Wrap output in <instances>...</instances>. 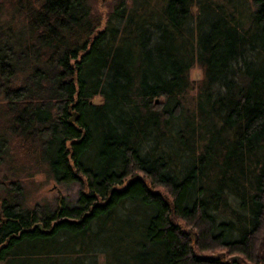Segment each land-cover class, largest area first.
I'll return each instance as SVG.
<instances>
[{
  "label": "trees",
  "instance_id": "trees-1",
  "mask_svg": "<svg viewBox=\"0 0 264 264\" xmlns=\"http://www.w3.org/2000/svg\"><path fill=\"white\" fill-rule=\"evenodd\" d=\"M93 9L0 0V166L81 183L2 176L0 264H264V0Z\"/></svg>",
  "mask_w": 264,
  "mask_h": 264
},
{
  "label": "rangeland",
  "instance_id": "rangeland-1",
  "mask_svg": "<svg viewBox=\"0 0 264 264\" xmlns=\"http://www.w3.org/2000/svg\"><path fill=\"white\" fill-rule=\"evenodd\" d=\"M117 1L118 0H91L92 6L94 8L93 10L98 12L102 17V23L100 27L105 23L107 12ZM5 16L6 14L0 16V32L4 31L3 33L6 34L9 31L8 27L3 26V19ZM9 33L11 35L14 32ZM4 36L6 37V35ZM203 73L202 66H200L198 63H194L189 67V76L192 79H201ZM192 92H194V88L190 90V94H187L191 96ZM100 97L101 95L99 94L94 98L99 100ZM10 154L6 156L5 161L0 166V178L7 175V177L10 179L15 177L20 179V181L25 185V193L27 194L25 198L26 204L34 205V203L38 201L48 202L51 205H56L59 202V198L62 196L68 203L75 201L81 187V183L79 181L64 182L55 180L50 174H48L47 171L41 170L35 166L32 168H25L17 175V171L14 169L17 166L15 165V162H13V159H10ZM12 164H14V167H12Z\"/></svg>",
  "mask_w": 264,
  "mask_h": 264
},
{
  "label": "water",
  "instance_id": "water-1",
  "mask_svg": "<svg viewBox=\"0 0 264 264\" xmlns=\"http://www.w3.org/2000/svg\"><path fill=\"white\" fill-rule=\"evenodd\" d=\"M158 99V96H157V98H156V100ZM77 117V112L75 111L74 112V115H72L71 116V118H76ZM39 225L41 226V221H39ZM238 253H235V254H233V257L235 258V257H238Z\"/></svg>",
  "mask_w": 264,
  "mask_h": 264
}]
</instances>
